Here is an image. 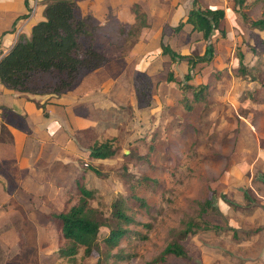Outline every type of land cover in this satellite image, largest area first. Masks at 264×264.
<instances>
[{
    "label": "rangeland",
    "instance_id": "rangeland-1",
    "mask_svg": "<svg viewBox=\"0 0 264 264\" xmlns=\"http://www.w3.org/2000/svg\"><path fill=\"white\" fill-rule=\"evenodd\" d=\"M198 3L223 9L226 32L221 40L210 37L207 42L213 46L214 58L197 63L187 81L207 84L205 101L196 103L190 111L177 100L178 84L165 80L171 70L175 79L183 81L186 65L183 61L170 64L160 56L159 45L168 43L177 52L199 54L204 47L199 34H173L168 26L162 35H151L141 30L138 19L125 26L122 33L117 31L120 24L115 18H107L100 51L108 61L96 71L81 69L79 80L64 93L75 107L72 117L77 133L71 131L76 136L72 135L74 146L71 144L64 159L66 164L60 171L48 172L53 177L36 180L42 193H11L0 201V218L6 221L0 226V238L6 247L7 264H13L15 258L22 264H41L42 255L47 260L53 257L52 264L68 263L56 257L60 242L51 214L73 202L67 189L83 162L92 164L101 174L87 172L85 179L96 190L91 204L106 217L111 202L125 196L123 173L132 179H147L134 189L141 201H127V213L136 223L126 226L145 238H122L110 253L121 252L129 258H107L102 264H142L162 250L169 241L170 229H179L181 221L188 218L200 227L215 222L226 227L224 223L228 222L240 227L246 235L241 239L247 240L234 245L221 236L229 232L224 228L222 232L199 229L185 241L188 258L170 256V264H258L256 259L264 250V200L258 194H249L252 199H248L242 190L245 182L258 178V172L264 175V161L258 163L259 149L264 155V46L257 43V39H264V31L250 26V21L264 11V3ZM238 59L244 70L239 68ZM133 72L138 73L136 88L141 86L139 75L155 85L149 105L134 91ZM251 92L253 96H249ZM78 137L86 145L109 140L116 151L108 159H89L86 150L75 145ZM40 165L38 170L45 171L46 165ZM205 197L212 203L206 216L200 217L194 201ZM32 220H38L36 228ZM258 227L262 228L259 234ZM14 230L21 231L20 241L13 237ZM106 233L107 229L100 227L96 238L99 248ZM97 257H83L78 252L74 264H93Z\"/></svg>",
    "mask_w": 264,
    "mask_h": 264
},
{
    "label": "trees",
    "instance_id": "trees-1",
    "mask_svg": "<svg viewBox=\"0 0 264 264\" xmlns=\"http://www.w3.org/2000/svg\"><path fill=\"white\" fill-rule=\"evenodd\" d=\"M198 2L199 0H191V5L185 16L181 17L175 26H171L170 31L173 34L180 31H186L188 35L199 34L198 40L204 43L202 52L199 54L180 53L171 48L168 43L159 45L160 56L168 60L170 64L183 61L186 65L187 72L183 75V81L175 79L171 70L166 72L165 80L178 84L179 97L177 100L188 111L196 103L205 101L207 89L206 83H187L192 76L193 68L197 63L205 64L214 58L213 46L207 41L210 40V37L224 39L226 32L223 9L202 6ZM235 2L241 5L244 0H235ZM261 2L264 3V0ZM142 15V13L136 14L135 18L141 20ZM42 16L41 20L31 26L29 36L18 34L13 45L0 56V83L5 88L18 92L59 96L71 89L79 80L77 74L81 69L86 72L95 70L108 61V58L100 51V36L105 25H99L96 19L89 14L83 15L76 0H45ZM129 25L123 23L117 27L120 29H116L118 32L124 33L125 26ZM250 26L259 32L264 31V11L261 12L259 18L250 21ZM105 36L108 38L109 34H105ZM257 43L264 46V39H257ZM240 60L238 59L239 63ZM239 68L244 70L241 63ZM133 74L135 76L134 91L149 105L151 90L155 87L154 83L149 78L139 75L141 86L136 88L135 79H138V73L133 72ZM155 84L157 83L155 82ZM188 93L190 96L187 95ZM249 96H253V92ZM47 103H49L48 99L40 105L42 111H46ZM85 149L86 157L93 160L108 159L116 151L109 140L93 141L87 144ZM261 161L258 159V163ZM261 171L263 172V170ZM87 172L101 176L96 167L83 162L78 174L73 177L67 189L68 197L73 198V202L65 204L59 211L51 214V223L60 242L56 257L65 259L68 261L67 264L75 263V256L78 252H81L83 257L98 254L93 264H102L107 258L128 259V254L121 252L111 254L110 251L118 246L122 238L129 236L145 238L143 235L130 231L126 226L136 223L133 216L127 213V201L133 200L134 203L141 201L135 195L134 189L147 179L146 177L132 179L123 173L121 180L125 186V196H119L111 202L110 213L106 217L91 204L96 190L89 186L85 179ZM263 176V173L259 175L258 172V178L252 179L250 183L245 182L246 188L242 190L244 197L252 199L249 197L250 195L254 194L255 197L258 191L264 189ZM194 203L198 209V216L202 217L206 216V210L210 208L212 201L210 197H205L201 201H194ZM228 204L231 203L228 202ZM224 225L226 227L215 222L211 226L200 227L194 219L182 220L179 229H170L169 241L162 250L142 264H170L168 262L170 256L187 259L185 241L191 233H195L199 229L213 228L222 232L224 228L229 232L220 233L221 236L228 238L234 245L247 240V238L241 239L246 235L240 227L233 226L228 222ZM100 227L107 229V233L101 238V248L96 241ZM261 229L258 227L256 230L258 234ZM48 261L51 264V258H48ZM256 261L258 264L260 263V259L257 258Z\"/></svg>",
    "mask_w": 264,
    "mask_h": 264
},
{
    "label": "crops",
    "instance_id": "crops-1",
    "mask_svg": "<svg viewBox=\"0 0 264 264\" xmlns=\"http://www.w3.org/2000/svg\"><path fill=\"white\" fill-rule=\"evenodd\" d=\"M44 1L0 0V56L13 45L18 34L29 36L31 26L43 17ZM76 1L82 14L93 16L99 25H104L108 17L115 18L119 24L129 25L134 23L136 14L142 13V22L139 19L141 30L151 35L164 32L168 26H175L191 5V0ZM46 99L49 103L45 105L46 111H42L40 105ZM71 104L72 101L66 94L36 95L8 89L0 83V201L6 200L11 193H42L38 190L39 182L36 180L39 177H53L49 173L57 169L60 171L66 164L64 159L71 144L74 146L72 135L76 136L71 132L76 133L72 117L75 107ZM75 140L76 146L85 149L86 144H82L79 137ZM260 152L261 149L258 159L264 161V155ZM40 164L46 165L45 171L38 170ZM258 198L264 200V189L258 191ZM5 223V219L0 218V226ZM31 223L35 228L39 225L38 220H32ZM13 237L21 239V231L17 233L14 230ZM0 250L3 252L1 256L0 251V264H7L6 247L1 244V238ZM42 257L43 255L40 258L41 264H50L47 257ZM49 258L52 264L54 258ZM16 259L13 264H22L20 259ZM259 259V264H264L263 249Z\"/></svg>",
    "mask_w": 264,
    "mask_h": 264
}]
</instances>
